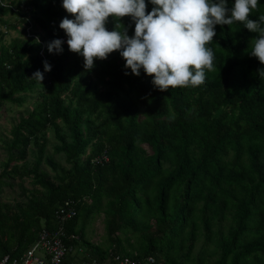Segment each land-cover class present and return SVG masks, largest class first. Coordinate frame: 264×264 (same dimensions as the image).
<instances>
[{
	"label": "trees",
	"instance_id": "16d2710c",
	"mask_svg": "<svg viewBox=\"0 0 264 264\" xmlns=\"http://www.w3.org/2000/svg\"><path fill=\"white\" fill-rule=\"evenodd\" d=\"M7 1L0 0V110L42 97L4 140L0 191L17 177L33 187L23 186L24 200H0V260L22 255L43 226H57L60 205L74 200L77 215L65 227L78 239L66 242L86 259L121 253L143 263L154 257V264H264V78L257 73L264 64L250 56L258 34L240 21L214 25L206 82L162 92L143 68L139 76L126 69L120 50L94 58L91 71L68 43L50 53L47 45L67 36L61 20H75L63 0H22L18 9ZM145 4L148 14L153 5ZM261 14L264 0H257L250 19ZM116 20L134 35L128 16H109L106 30ZM29 26L42 42L25 37ZM2 27L18 35L8 40ZM37 70L41 82L32 78ZM51 127L69 166L46 154ZM97 215H104L106 241L93 247L85 229Z\"/></svg>",
	"mask_w": 264,
	"mask_h": 264
},
{
	"label": "clouds",
	"instance_id": "9594fccd",
	"mask_svg": "<svg viewBox=\"0 0 264 264\" xmlns=\"http://www.w3.org/2000/svg\"><path fill=\"white\" fill-rule=\"evenodd\" d=\"M149 2L153 8L146 14L145 0H63L66 12L75 15V20L65 17L60 22V28L68 36L69 51L84 57L83 66L91 71L95 67L94 58L105 59L109 53L120 50L125 68L136 76L143 68L162 92L188 84L203 85L207 79L205 69H213L214 51L206 45L216 35L214 25L231 26L240 21L244 22V28L258 34L251 40L250 56L264 64V14L250 19L257 0H234L230 8L228 0ZM109 16L131 17L134 35L130 37L128 28L119 20L114 30H106ZM63 43L54 39L47 45L48 51L61 53ZM44 71H51L47 61ZM257 73L264 78V68L257 69ZM32 78L41 82L44 75L37 70Z\"/></svg>",
	"mask_w": 264,
	"mask_h": 264
},
{
	"label": "built area",
	"instance_id": "2783aa9c",
	"mask_svg": "<svg viewBox=\"0 0 264 264\" xmlns=\"http://www.w3.org/2000/svg\"><path fill=\"white\" fill-rule=\"evenodd\" d=\"M3 5L8 4L7 0H1ZM28 28L31 29V26ZM30 35V34H29ZM33 37H37L35 33ZM67 43L68 36L59 37ZM44 46L41 54L46 57ZM108 159V157H105ZM77 215L76 203L74 200H66L60 205L56 213V227L49 228L43 226L35 242L20 256L6 254L0 260V264H154V257H149L146 263L138 261L131 256L121 253H115L108 259H86L82 257L84 249L69 245L66 238L78 239V235H68L66 232V223ZM82 253V254H81Z\"/></svg>",
	"mask_w": 264,
	"mask_h": 264
},
{
	"label": "rangeland",
	"instance_id": "374dc122",
	"mask_svg": "<svg viewBox=\"0 0 264 264\" xmlns=\"http://www.w3.org/2000/svg\"><path fill=\"white\" fill-rule=\"evenodd\" d=\"M15 2L14 6L18 9L17 3L18 1L22 0H13ZM26 9V6L25 8ZM8 19L11 21H16V15L10 14L7 16ZM5 31H8L5 27H2ZM20 29H23V26L20 25ZM8 36L7 39L10 40L13 37H16L18 35V32L16 30H10L7 32ZM26 36L25 37H31L35 34V31L28 28L26 30ZM30 34V35H29ZM42 95L40 93L31 94L27 96V99L29 100L24 104L23 107L13 106L9 105L6 107H3L0 110V170L3 169L2 163L7 159L8 153L5 150L4 146L6 145L4 140H10L12 139L11 130L13 125L17 124L22 116H25L28 114V112L31 110L32 106L35 105L36 101L41 99ZM57 125H59V130L61 134L67 133V128L63 124V122H57ZM66 135V134H65ZM47 137V155H54V158L57 162H59L61 165L67 166L65 160V154L64 153H56L55 151V145L59 144V140L56 137V131L53 127H51L46 132ZM37 152V148H35V145H31L29 149V155H28V163L34 162V157ZM22 164V163H21ZM69 166V165H68ZM43 167H45L51 174H53L52 168L47 165L43 164ZM14 183V186H8L4 187L2 191H0V200L3 202H15L24 200V188L31 189L33 186L31 184V178L26 177L24 179H21L20 177H17L13 180H10ZM24 186V188H23ZM24 198V199H23ZM83 225V221L81 219L79 228H81ZM85 237L88 239L93 247L98 244H102L106 241V230H105V222L102 215H97L94 219H90L89 222L86 225L85 229ZM82 254V253H81Z\"/></svg>",
	"mask_w": 264,
	"mask_h": 264
},
{
	"label": "crops",
	"instance_id": "0c3cea01",
	"mask_svg": "<svg viewBox=\"0 0 264 264\" xmlns=\"http://www.w3.org/2000/svg\"><path fill=\"white\" fill-rule=\"evenodd\" d=\"M103 216V218H104V215H102Z\"/></svg>",
	"mask_w": 264,
	"mask_h": 264
}]
</instances>
